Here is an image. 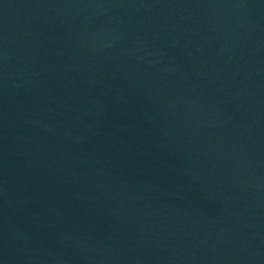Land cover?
<instances>
[{
  "label": "water",
  "instance_id": "1",
  "mask_svg": "<svg viewBox=\"0 0 264 264\" xmlns=\"http://www.w3.org/2000/svg\"><path fill=\"white\" fill-rule=\"evenodd\" d=\"M0 264H264V0H0Z\"/></svg>",
  "mask_w": 264,
  "mask_h": 264
}]
</instances>
